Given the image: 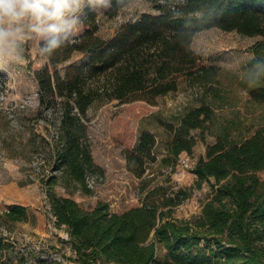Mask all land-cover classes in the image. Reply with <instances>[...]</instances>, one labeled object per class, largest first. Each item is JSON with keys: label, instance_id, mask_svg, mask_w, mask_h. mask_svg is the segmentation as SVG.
I'll return each instance as SVG.
<instances>
[{"label": "trees", "instance_id": "trees-1", "mask_svg": "<svg viewBox=\"0 0 264 264\" xmlns=\"http://www.w3.org/2000/svg\"><path fill=\"white\" fill-rule=\"evenodd\" d=\"M148 1L153 12L125 22L109 38L98 33L96 15L89 13L82 35L34 71L39 111L49 108L59 114L57 124L48 123L55 126L53 168L61 170L66 188H73L58 194L55 174L48 176L44 184L49 210L56 224L65 226L81 264H264V127L242 140L219 138L208 146L206 158L193 172L198 183L213 178V193L201 213L189 219L172 215L175 197L160 194L159 188L148 192L147 199H152L142 206L122 212L112 211L104 200L86 203L73 196L75 189L86 195L93 191L88 177L97 168L86 118L91 106L112 100L156 104L183 79L213 81L217 67L192 48L203 28L260 35L262 40L252 49L264 52V0ZM124 6L113 0V13ZM76 53L81 60L62 69ZM251 95L264 101V83ZM212 114L206 104L186 113L165 143L169 154L177 157L190 151L195 144L192 130L203 128ZM155 146L156 136L144 131L136 146L125 151L128 169L143 174L149 159H155ZM30 216L29 208L20 203L0 211L9 227ZM5 237L0 235V249L11 246L3 242ZM159 246L165 249L163 258H158ZM0 264L24 263L4 261L1 255Z\"/></svg>", "mask_w": 264, "mask_h": 264}, {"label": "rangeland", "instance_id": "rangeland-1", "mask_svg": "<svg viewBox=\"0 0 264 264\" xmlns=\"http://www.w3.org/2000/svg\"><path fill=\"white\" fill-rule=\"evenodd\" d=\"M153 12L148 0H133L113 13L112 8L91 12L84 9L82 24L75 40L87 28L89 13H95L98 33L113 36L127 21L136 20L143 12ZM262 40L260 35H245L218 27L199 30L192 48L204 62L217 67L211 82L181 80L178 89L157 99L156 104L144 100L118 103L117 100L93 105L87 111L91 152L96 164L93 191L86 195L75 189L73 196L86 203L109 202L111 210L122 212L142 206L152 198L147 194L155 188L160 194L175 197L172 215L189 219L201 213L213 193V178L201 183L193 172L195 164L206 158L207 148L219 138L239 141L264 127V101L251 95L247 69L264 52L255 53L252 46ZM76 53L60 67L81 60ZM46 62L26 51V62L13 66L10 74L0 77V211L7 210L14 199H22L32 216L13 227L0 219V235L11 246L0 249L2 260L23 261L24 264H81L64 225L56 224L49 210L44 180L55 174L53 188L58 194L70 193L60 169L53 168L52 134L59 114L46 108L39 111L38 83L34 71ZM206 104L213 109L212 117L203 128L192 130L195 144L190 151L177 157L169 154L165 143L173 138L181 118L190 110ZM53 124L49 125V122ZM144 131L156 136L154 160L147 162L143 174L128 169L125 151L133 149ZM186 160L188 165L183 161ZM29 203V204H28ZM167 209V207H165ZM37 212L42 214L38 219ZM165 249L158 247V258ZM105 264H117L106 262Z\"/></svg>", "mask_w": 264, "mask_h": 264}, {"label": "clouds", "instance_id": "clouds-1", "mask_svg": "<svg viewBox=\"0 0 264 264\" xmlns=\"http://www.w3.org/2000/svg\"><path fill=\"white\" fill-rule=\"evenodd\" d=\"M126 0H116L118 7ZM113 0H0V71L10 74L13 66L26 62L29 46L47 62L58 50L75 42L85 8L108 10ZM249 87L264 83V58L247 69Z\"/></svg>", "mask_w": 264, "mask_h": 264}, {"label": "built area", "instance_id": "built-area-1", "mask_svg": "<svg viewBox=\"0 0 264 264\" xmlns=\"http://www.w3.org/2000/svg\"><path fill=\"white\" fill-rule=\"evenodd\" d=\"M186 165H188V162L186 161V160H184L183 161ZM94 178H93V176L91 175V176H89L88 177V185L90 186V187H94V183H95V180H93ZM49 208V207H48ZM52 214V213H51ZM53 215V214H52ZM54 219H55V217H54Z\"/></svg>", "mask_w": 264, "mask_h": 264}, {"label": "crops", "instance_id": "crops-1", "mask_svg": "<svg viewBox=\"0 0 264 264\" xmlns=\"http://www.w3.org/2000/svg\"><path fill=\"white\" fill-rule=\"evenodd\" d=\"M24 202H25L24 200L18 198V199H14V200L12 201V204H13V203H20V204H24V205H26ZM28 204H29V203H28ZM26 206H27V205H26ZM37 216H38V219L42 218V214H40V213H38V212H37Z\"/></svg>", "mask_w": 264, "mask_h": 264}]
</instances>
